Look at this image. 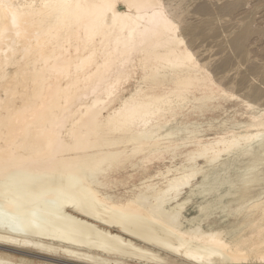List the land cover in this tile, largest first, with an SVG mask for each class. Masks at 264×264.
<instances>
[{"label":"bare ground","instance_id":"obj_1","mask_svg":"<svg viewBox=\"0 0 264 264\" xmlns=\"http://www.w3.org/2000/svg\"><path fill=\"white\" fill-rule=\"evenodd\" d=\"M163 2L0 0V264H264V191L225 200L258 181L231 169L263 154L264 108L189 124L227 93Z\"/></svg>","mask_w":264,"mask_h":264},{"label":"rangeland","instance_id":"obj_2","mask_svg":"<svg viewBox=\"0 0 264 264\" xmlns=\"http://www.w3.org/2000/svg\"><path fill=\"white\" fill-rule=\"evenodd\" d=\"M193 2L196 5L194 15L198 17V20L179 24L180 32L184 35L186 43H188L198 61L205 68L208 67L206 70L210 71L211 76L213 74L212 78L216 85L220 86L227 95L229 94V97L227 95H218V98L216 97L214 100L215 106L203 112L192 114L191 118L188 119L189 124H196L205 129L206 136H214L217 132H224L233 127L236 130H242L238 123H249L251 113L257 110L250 109L242 101L253 103L259 109L264 108V35H262L260 28V24L264 23V14L261 13V4L259 0H256L249 12L239 7L218 9L215 7L213 0H193ZM247 2L248 0H244L245 4ZM171 3L175 4L176 0H168V4L170 5ZM220 12H228L238 17L251 15L255 29L250 34V44L241 41L238 37L229 41L224 29L215 27L214 18ZM237 94L240 100L238 96L235 97ZM233 97L235 98L233 99ZM263 154L260 153L257 159H254L255 157H244L235 163V167H232L231 174L234 177H240V175L247 173L248 176H257L258 179V181L249 183L248 187L239 182L234 188V192H237V194L225 199L226 202L232 200L234 208L240 204L247 203L250 197L257 196L264 191ZM227 156L224 154L223 158ZM167 160L165 162L170 164L171 159L167 158ZM174 160L179 161L180 158L177 157ZM198 161L201 164L205 162L202 158H199ZM247 167H250V169L245 170ZM135 182H138V180ZM198 213V209L194 204L188 207L186 215L191 217ZM217 215V218L228 219V222L234 221V217L231 214L229 218L228 216L223 217L221 211ZM24 252L27 253L12 252L14 260L19 262L20 258L23 257L29 262L32 261L31 264H65L59 261L37 258L32 255L37 254L35 251L25 250ZM72 264L83 263L74 262Z\"/></svg>","mask_w":264,"mask_h":264},{"label":"snow or ice","instance_id":"obj_3","mask_svg":"<svg viewBox=\"0 0 264 264\" xmlns=\"http://www.w3.org/2000/svg\"><path fill=\"white\" fill-rule=\"evenodd\" d=\"M215 7L220 8H235L246 9L251 11L256 0H248L247 4L244 0H213ZM261 4V13L264 14V0H259ZM157 8L165 10L167 15H171L172 19L176 20L177 24L191 23L198 20V17L194 15V9L196 7L193 0H176L173 5L168 4V0H164L163 3L156 4ZM175 8L176 11H171ZM215 27L223 28L225 35L231 41L233 38L238 37L245 43H251V32L255 29L253 18L250 16H233L228 12H220L218 16L214 18ZM262 35H264V23L260 24Z\"/></svg>","mask_w":264,"mask_h":264}]
</instances>
